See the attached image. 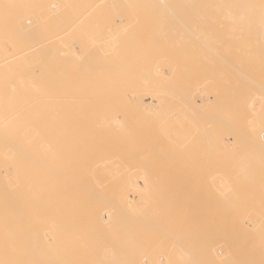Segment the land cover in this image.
Returning a JSON list of instances; mask_svg holds the SVG:
<instances>
[{"label": "rangeland", "instance_id": "1", "mask_svg": "<svg viewBox=\"0 0 264 264\" xmlns=\"http://www.w3.org/2000/svg\"><path fill=\"white\" fill-rule=\"evenodd\" d=\"M248 2H188L193 18L184 3L160 6V15L159 5L138 7L130 21L120 14L113 23L105 11L127 7L80 8L70 17L79 7L71 2L66 19L36 9L62 0H0V98L10 101L11 117H23L20 130L44 131L51 144L48 163L36 166L57 203L47 217L59 245L51 264H264V147L256 143L264 134V32L254 30L264 0ZM172 21L190 25L189 36ZM164 56H178L172 69ZM191 244L199 246L186 251Z\"/></svg>", "mask_w": 264, "mask_h": 264}, {"label": "bare ground", "instance_id": "2", "mask_svg": "<svg viewBox=\"0 0 264 264\" xmlns=\"http://www.w3.org/2000/svg\"><path fill=\"white\" fill-rule=\"evenodd\" d=\"M209 1V0H208ZM211 3L212 2H217V1H222V2H228V3H235V2H238L239 0H210ZM249 2L247 3L248 6H252V7H255L257 8L260 3H262V0H248ZM71 2H73L74 4H76L77 6H79L76 11L74 9V11H70L68 10V14H70L69 16L71 17L73 14H76L79 13L77 11H79V9H84L82 11H86V10H90L91 8H98V7H109L111 5H115V8H118L120 7L121 9L123 7H127L126 9L127 10H120V9H107L105 12L106 14L108 13V17H107V21L106 22H116V17L120 14H122V16H125L126 19L128 18L130 14V12H132L133 10H136L138 7H151V6H155V5H159V7L157 9L154 10V12H157V15H160V13L162 12H165L166 9L164 8H160V6L163 7V5H166V6H173V5H180V3H184L186 5H181L180 7H183L186 8V6H188L189 8H186V9H189V14L192 15V10L190 9V5H188V2H191V7H192V2H201V0H62V5H56V9L55 8H52V7H49V8H43L40 9L39 7L41 6H36L37 8V11L39 10V13L38 16L39 17H49V16H55L57 13H58V16L59 17H63V18H66L67 17L69 18V16H65L64 13L66 14V9L67 8H63V7H66L67 5L69 4H72ZM187 2V3H185ZM244 3V2H243ZM74 4L72 5L74 8ZM190 4V3H189ZM197 5V4H196ZM218 5V3H217ZM71 6V8H72ZM76 6V7H77ZM97 6V7H96ZM185 6V7H184ZM213 6V5H211ZM229 6V5H228ZM242 6V5H241ZM263 6V5H262ZM83 7V8H82ZM166 7V8H168ZM195 7V6H194ZM177 9L179 7H176ZM204 8V7H203ZM206 8V7H205ZM226 8V7H225ZM229 8V7H228ZM251 8V7H250ZM105 9V8H104ZM180 9V8H179ZM185 9V11H186ZM201 9V8H200ZM262 9V8H260ZM264 9V8H263ZM262 9V11H264ZM103 10V9H102ZM119 10V11H118ZM146 10V9H145ZM143 10V12L145 11ZM193 10H195L193 8ZM203 10V9H202ZM251 10V9H249ZM150 12L153 11V9H149ZM172 11V10H171ZM175 11V10H174ZM200 11V10H198ZM241 12L242 10H238V12ZM260 11V10H259ZM57 12V13H56ZM187 12V11H186ZM197 12V11H196ZM251 12V11H250ZM171 13V12H170ZM177 13L179 12H176V16L178 15ZM199 13V12H198ZM93 14V13H91ZM153 14V13H152ZM173 14V13H172ZM175 14V13H174ZM173 14V15H174ZM182 14V13H180ZM194 14V13H193ZM79 15V14H78ZM187 14H185V16H187ZM241 15V14H240ZM257 15V14H256ZM165 16V15H164ZM190 17V15H188ZM90 17V16H89ZM179 18H181V20L183 19L181 16H177ZM176 17V18H177ZM194 16L192 15V18ZM25 18V17H24ZM74 18V16H73ZM85 18V17H84ZM123 18V17H122ZM130 18H132V15L131 17L129 16V21H130ZM138 18V17H137ZM167 19H169L168 17H166ZM172 18V16H171ZM175 18V17H174ZM200 18V17H199ZM260 18H264V15ZM71 19V18H70ZM125 19V18H124ZM133 19V18H132ZM173 19V18H172ZM191 19V17H190ZM75 20V19H73ZM73 20L70 21L73 23ZM101 19L99 18V21ZM141 20V19H140ZM178 19H176L177 21ZM207 20V19H206ZM205 20V21H206ZM85 21H88L85 19ZM91 21V20H90ZM93 21V20H92ZM96 21V20H95ZM94 21V22H95ZM99 21H96L95 23L98 24ZM135 21V20H134ZM183 21V20H182ZM181 21V22H182ZM187 21V20H186ZM98 22V23H97ZM101 22V21H100ZM119 21H117L118 23ZM124 22V21H123ZM125 22H127L125 20ZM171 22V21H170ZM188 22V21H187ZM229 22V21H228ZM241 22V21H240ZM245 22V20H244ZM247 22V21H246ZM69 23V22H68ZM67 23V24H68ZM71 23V24H72ZM90 23V22H89ZM92 23V22H91ZM122 23V22H121ZM172 23H174V21H172ZM191 23V22H190ZM141 24V23H140ZM139 24V25H140ZM148 24V23H147ZM175 25H177V22L174 23ZM183 24H187L185 21L183 22ZM256 27L254 28L256 34H263L264 32V19H261L259 20L257 23H256ZM69 25V24H68ZM238 25V24H237ZM96 26V25H94ZM118 26H119V23H118ZM163 26V25H162ZM178 27H180L179 29H183L185 31H187V29H189L190 25H188L187 29L186 28H183L182 26V23L181 25H177ZM111 27V26H110ZM124 27V26H123ZM142 27V26H141ZM182 27V28H181ZM184 27H186V25H184ZM238 27V26H237ZM235 26V30L237 28ZM241 28V26H239ZM239 27L237 29H239ZM244 27V25H243ZM115 28V27H114ZM114 28H111V29H114ZM212 28V27H211ZM95 29V28H94ZM214 29V28H212ZM139 30V29H138ZM182 30V31H183ZM190 30H193L192 28H190ZM240 30V29H239ZM238 30V33H240ZM195 31V30H193ZM192 31V33H194ZM214 31V30H213ZM237 31V30H236ZM235 31V32H236ZM242 31V29H241ZM183 33V32H182ZM186 33V34H185ZM184 34L187 36L188 34V31L185 32ZM190 33V32H189ZM234 33V32H233ZM242 33L244 34V32L242 31ZM143 34V33H142ZM141 34V35H142ZM211 34V33H210ZM209 34V35H210ZM236 34V33H235ZM235 34H233L235 36ZM103 35V34H102ZM155 35V34H154ZM241 35V34H240ZM117 36H120L119 34ZM135 36V35H134ZM189 36V35H188ZM194 35H192L191 37H193ZM199 36H202L201 34ZM242 36V35H241ZM240 36V37H241ZM115 37V35H114ZM248 37V36H247ZM253 37V36H252ZM95 38V37H94ZM117 38V37H116ZM133 38V37H132ZM185 38V37H184ZM210 38V37H209ZM236 38V37H235ZM239 38V37H238ZM111 39V38H110ZM119 39V38H117ZM188 39L190 38H187V41ZM200 39V38H199ZM198 38H196V40H199ZM208 39V38H207ZM263 39V38H262ZM107 40V39H106ZM122 40V39H121ZM195 40V39H194ZM193 39H190V41H194ZM202 40V39H201ZM206 40V39H205ZM216 40V39H215ZM231 40V39H230ZM234 40V39H233ZM95 41V40H94ZM104 41V40H103ZM100 42V43H103ZM153 41V40H152ZM151 41V42H152ZM155 41V40H154ZM218 41V40H217ZM226 41V40H225ZM236 41V40H235ZM78 44L80 43L79 41H77ZM107 42V41H106ZM106 42H104L105 44H107ZM113 42V41H112ZM118 42V41H117ZM124 42V41H123ZM150 42V43H151ZM162 42V41H161ZM186 42V41H185ZM189 42V41H188ZM187 42V43H188ZM195 42V41H194ZM193 42V43H194ZM203 42V40H202ZM210 42V40H209ZM208 42V44H209ZM115 43V42H114ZM126 42L123 43V45L125 44ZM134 43V42H133ZM183 43V42H182ZM192 43V42H191ZM207 43V42H206ZM222 43V41H220V44ZM226 43V42H225ZM228 43V42H227ZM90 44V42H89ZM95 44V43H93ZM92 44V45H93ZM186 44V43H185ZM189 44V43H188ZM202 44V43H200ZM230 44V43H229ZM11 45V43H10ZM9 45V46H10ZM81 45V44H79ZM114 45V44H112ZM122 45V43H121ZM172 45V44H171ZM184 45V44H183ZM194 45V44H193ZM212 45V44H211ZM224 45V43L222 44ZM15 46V45H14ZM118 46H119V43H118ZM151 46V45H150ZM189 46V45H188ZM203 46V45H202ZM208 46V45H207ZM205 45V47H207ZM228 45H226L225 47H227ZM13 47V46H11ZM82 47V46H81ZM91 47V45H90ZM89 47V48H90ZM95 47V46H94ZM100 46L96 47V49H98ZM113 47V46H112ZM122 47V46H121ZM120 47V48H121ZM124 47V46H123ZM148 47V46H147ZM179 47V46H178ZM219 47V46H218ZM221 47V46H220ZM261 47V46H260ZM15 48H17L15 46ZM15 48H13V52L15 51ZM86 48V46L84 47ZM88 48V49H89ZM114 48V47H113ZM146 48V47H145ZM166 48V46L164 47ZM185 48V47H184ZM188 48V47H187ZM196 48V47H195ZM222 48V47H221ZM231 48V47H230ZM233 48V47H232ZM20 49V48H19ZM73 49V48H72ZM87 49V48H86ZM85 49V50H86ZM95 49V48H94ZM95 49V50H96ZM112 49V48H111ZM122 49V48H121ZM215 49V48H214ZM94 50V51H95ZM117 50V49H116ZM115 50V52L117 53V51ZM186 50V49H185ZM183 50V51H185ZM188 50V49H187ZM204 50V49H203ZM217 50V49H216ZM228 50V48H227ZM257 50H258V47H257ZM11 51V53H8V56L9 54H12L13 52ZM22 51V50H21ZM71 51V50H70ZM91 51V50H90ZM89 51V52H90ZM93 51V53H94ZM99 51V50H98ZM112 51V50H110ZM181 51H182V48H181ZM213 51V50H210V52ZM219 51V50H218ZM229 51V50H228ZM73 52V50H72ZM71 52V54H72ZM87 52V50H86ZM92 52V51H91ZM100 52V51H99ZM98 52V53H99ZM119 52V51H118ZM157 52V51H156ZM178 52V51H177ZM206 52H209V50L207 51L206 49ZM220 52V51H219ZM234 52V51H233ZM20 54L21 52L17 51V53L15 52V54ZM83 53V52H82ZM92 53V54H93ZM103 53V52H101ZM106 53V52H104ZM103 53V55H104ZM112 53V52H110ZM110 53H107L110 54ZM215 54V51L213 52ZM229 53V52H228ZM13 54V55H15ZM74 54V53H73ZM95 54V53H94ZM96 54H97V51H96ZM147 54V53H146ZM164 54V53H163ZM177 54V53H176ZM262 54H263V51H262ZM6 55V54H5ZM4 55V57H5ZM15 55V56H16ZM81 55V54H80ZM87 55V54H86ZM90 55V54H89ZM88 55V56H89ZM100 55V53H99ZM106 55V54H105ZM111 55V54H110ZM113 55V54H112ZM115 55V54H114ZM217 55V54H216ZM254 55V53H253ZM11 56V55H10ZM158 56V55H157ZM169 56V55H166V57ZM13 57V56H12ZM106 57V56H105ZM108 57V56H107ZM165 57V56H164ZM165 57V58H166ZM178 57V56H176ZM174 57V59L176 58ZM216 57V56H215ZM8 58V57H7ZM11 58V57H9ZM113 58V57H112ZM163 59L161 60L162 62L165 60V63L167 61V65L166 64H163L165 65V67H167V69L169 70L171 67L169 66L170 65V62L168 64V61H170L171 59L169 58V60L166 59ZM217 58L219 59L220 57L217 56ZM251 58V57H250ZM249 58V59H250ZM2 59V58H1ZM0 59V60H1ZM172 59V60H174ZM108 60V59H107ZM111 58H109V62H110ZM190 60V59H189ZM212 60V59H211ZM221 60V59H219ZM255 60V59H254ZM104 62V61H103ZM135 62V61H134ZM138 62V61H137ZM136 62V63H137ZM175 62V61H174ZM187 62V61H186ZM222 62V61H221ZM226 62V61H225ZM225 62H223V64H226ZM254 62V61H253ZM256 62V61H255ZM111 63V62H110ZM109 63V64H110ZM115 63V62H114ZM113 63V64H114ZM147 63V62H146ZM164 63V62H163ZM201 63V61H200ZM233 62H231V65H232ZM130 64V63H128ZM175 64V63H174ZM189 64L191 66V62L189 61ZM235 64V62H234ZM233 64V65H234ZM252 64V63H251ZM250 64V65H251ZM102 65V64H101ZM110 66V65H107V61L105 64H103V67L104 66ZM117 65V64H116ZM131 65V64H130ZM160 65V63H159ZM210 65V64H209ZM227 65V64H226ZM228 65H229V62H228ZM227 65V66H228ZM232 65V66H233ZM237 64H235L236 66ZM249 65V66H250ZM254 65V63H253ZM118 66V65H117ZM171 66H172V63H171ZM174 66V65H173ZM225 66V65H224ZM226 66V67H227ZM238 66V65H237ZM236 66V67H237ZM243 66V65H242ZM240 64H239V68L238 70L240 71L241 67ZM102 66H100L101 68ZM111 67V66H110ZM113 67V66H112ZM116 67V66H115ZM126 67V66H125ZM131 67V66H130ZM164 67V68H165ZM176 67V65H175ZM187 67V66H186ZM192 67V66H191ZM195 67V66H193ZM192 67V68H193ZM223 66H221L222 68ZM234 67V68H236ZM99 68V67H98ZM99 68V69H100ZM118 68H123V67H119ZM117 68V69H118ZM156 68V67H155ZM158 68V69H157ZM156 69L159 70V67H157ZM173 68V67H172ZM171 68V69H172ZM188 68V67H187ZM186 68V69H187ZM250 69H252L251 67H249ZM98 69V71L100 72V70ZM107 69V68H106ZM129 69V68H128ZM131 69V68H130ZM203 69V68H202ZM210 69V68H209ZM217 69V68H216ZM232 69V68H231ZM244 70H241L240 72L242 71H245V68L243 66ZM254 69V68H253ZM105 70V69H104ZM109 70V69H108ZM151 70V68H150ZM161 70V69H160ZM189 70H190V67H189ZM224 70V69H223ZM237 70V69H236ZM102 71V70H101ZM110 71V70H109ZM116 71V70H115ZM173 71V70H172ZM191 71V70H190ZM194 71V69H193ZM213 71V70H212ZM233 70H231L232 72ZM118 72V70H117ZM148 72V70H147ZM154 72V70H153ZM160 74L161 72L158 71ZM163 72V71H162ZM189 72V71H188ZM198 72V71H197ZM208 72V70H207ZM234 73L236 71H233ZM232 72V73H233ZM239 72V73H240ZM110 73V72H109ZM152 73V71H151ZM157 74V72H155ZM173 73V72H172ZM194 73V72H193ZM199 73V72H198ZM215 73V72H214ZM230 73V72H229ZM243 73V72H242ZM246 73H248V71L246 70L245 73L243 75H245ZM159 74V75H160ZM176 74V73H174ZM192 76V71L190 73ZM225 74V73H224ZM236 75L237 72L235 73ZM241 74V73H240ZM146 75V74H145ZM152 75V74H151ZM158 75V76H159ZM208 75H211V74H207ZM110 76V75H109ZM156 75V77H158ZM161 76V75H160ZM221 76V75H220ZM250 76V74L248 75ZM252 76V75H251ZM250 76V78H251ZM146 77V76H145ZM148 77V76H147ZM150 77V76H149ZM175 77V76H174ZM173 77V79H174ZM224 77V75H223ZM229 77V76H228ZM247 77V76H245ZM243 77V79L245 78ZM254 77V76H253ZM114 78V77H113ZM160 78V77H159ZM158 78V79H159ZM167 78V77H166ZM190 78V77H189ZM192 78V77H191ZM208 78V77H207ZM210 79L212 77H209ZM231 78V77H230ZM239 79L242 78L238 77ZM255 78V77H254ZM109 79V78H108ZM145 79V78H144ZM143 79V80H144ZM161 79V78H160ZM165 79V78H164ZM164 79H163V82H164ZM171 80V77L169 78ZM172 79V80H173ZM183 79V78H182ZM209 79V80H210ZM224 79V78H223ZM241 79V80H243ZM222 80V79H221ZM236 80V79H235ZM248 81V79H244V82L245 81ZM155 81V80H154ZM162 81V79H161ZM179 81V80H178ZM252 81H253V78H252ZM168 82V81H167ZM173 82V81H172ZM250 82V80L247 82V84ZM255 82V83H254ZM254 84H257L256 83V80L254 79ZM162 83V82H161ZM167 86V83L166 81L164 82ZM162 83V85L164 84ZM180 83V82H179ZM211 83V82H210ZM228 83V82H226ZM237 83V82H236ZM252 82L249 83V85H246V86H252L251 84ZM261 82L259 81V84ZM213 83H211L210 85H212ZM217 84V83H215ZM186 85V84H185ZM235 85V84H234ZM238 85V84H237ZM262 85V84H261ZM260 85V87H261ZM165 86V85H164ZM170 86V84H169ZM168 86V88H170ZM177 86V85H176ZM258 86V84H257ZM256 86V87H257ZM171 87L173 88V90L175 89V85ZM225 87V86H224ZM244 87V86H243ZM260 87H257V88H260ZM187 88V87H186ZM206 88V87H205ZM211 88V87H210ZM239 88V87H238ZM237 88V89H238ZM209 89V88H208ZM255 89V87H254ZM264 89V88H263ZM176 90V89H175ZM171 92V90H168ZM219 91V90H217ZM223 91V90H222ZM221 91V92H222ZM257 91V90H256ZM262 91V90H260ZM175 92V91H174ZM241 92V91H240ZM259 92V91H257ZM264 93V90L262 91ZM261 92V93H262ZM177 93V91L175 92ZM224 93V92H223ZM236 93V92H235ZM260 93V94H261ZM107 94V93H106ZM210 94V93H209ZM227 94V93H225ZM179 96H183V94H178ZM255 95V93H254ZM259 95V94H257ZM264 95V94H263ZM167 96V95H166ZM178 96V97H179ZM185 97V96H183ZM255 97V96H254ZM206 98V97H205ZM263 98V96H262ZM182 99V98H181ZM184 99V98H183ZM186 99V98H185ZM208 99V97H207ZM215 99V98H214ZM229 99V98H228ZM252 99V98H251ZM255 99V98H254ZM252 99V101L254 100ZM165 100V99H164ZM206 100V99H205ZM250 100V99H249ZM250 101V102H252ZM186 102V101H185ZM256 102V101H255ZM188 103V102H187ZM10 104V101L8 99H2L0 98V111H3L4 113L3 114H0V264H51V258H52V254H54L56 248H59L57 247L58 245V241H54L55 237H56V232H54V230L52 229V223L53 221L50 220L49 218L47 219V217L53 213V210H52V207H55L57 206V203L56 205L53 204V201H54V196H53V193L54 190H53V182L52 180L51 181H41L39 182L38 180V171L36 169V166L39 162H41L40 164H44V163H48V161H45L46 158V155H45V150H47L46 148H49L51 144H47L48 141L46 142L45 141V137H44V131L43 133H40L38 134V132L36 130H33L30 134H25V132H23L22 130H20V121L19 120H22L23 117L20 115H16L14 117H11L12 114H10L11 110H13V108L11 106H9ZM180 104V103H179ZM192 104V103H190ZM254 103H252L251 105H253ZM193 105V104H192ZM204 105V104H203ZM249 105V103H248ZM170 106V105H169ZM173 106V105H172ZM194 107V106H193ZM196 107V106H195ZM194 107V108H195ZM168 108V107H167ZM255 108V106H254ZM198 109V108H197ZM199 111H202L200 109H198ZM262 110V109H261ZM204 111V110H203ZM202 111V112H203ZM251 112V111H250ZM205 113V111H204ZM258 113V112H257ZM259 114H261V112H259ZM208 115V114H207ZM264 115V114H263ZM210 116V115H208ZM253 117V116H252ZM216 120V119H215ZM220 121V120H219ZM225 121V120H224ZM249 121V120H248ZM252 121V119H251ZM258 121V120H257ZM259 122V121H258ZM264 122V121H263ZM262 122V123H263ZM261 123V124H262ZM258 123H257V127H258ZM264 125V124H263ZM251 125H249L250 127ZM253 128V127H252ZM261 129V128H260ZM231 130V129H230ZM262 130V129H261ZM237 131V130H236ZM258 130L256 129V132ZM233 132V131H232ZM235 132V131H234ZM48 133V132H47ZM263 133V132H262ZM261 133V135H262ZM50 134V133H49ZM48 134V135H49ZM257 134V133H255ZM40 135V136H39ZM46 135V134H45ZM252 135V134H250ZM244 136V135H243ZM47 137V136H46ZM246 137V136H245ZM50 138V135L48 137V139ZM80 138V137H79ZM78 138V139H79ZM250 138V137H249ZM263 140H261V138H258L257 139V145L258 146H262L264 147V134H263ZM233 140H234V136H233ZM229 141V139H228ZM242 141V140H241ZM249 141V140H248ZM263 141V142H262ZM235 142V140H234ZM60 143V142H59ZM233 143V142H232ZM227 144H230V143H227ZM253 144V142L251 143ZM237 145V141L236 143L234 144V146ZM40 146V147H39ZM85 146V145H84ZM230 146V145H229ZM232 145V147H234ZM38 147L41 149L40 152L41 156H40V159H38L39 157V154L38 153ZM235 148V147H234ZM231 150H233L231 147H230ZM50 151V150H49ZM47 151V152H49ZM51 152V151H50ZM246 152V151H245ZM227 153V152H226ZM47 154H51V153H47ZM240 155V154H239ZM249 155V154H248ZM51 158V156L49 157ZM47 160V159H46ZM207 161V160H206ZM74 162V161H73ZM39 165V164H38ZM59 165V164H58ZM43 166V165H42ZM45 166V165H44ZM48 166V165H47ZM48 169V168H47ZM51 169V168H50ZM48 169V170H50ZM57 169H58V166H57ZM109 169V168H108ZM54 170H51V172H53ZM56 171V170H55ZM109 171V170H108ZM60 172V171H59ZM58 172V173H59ZM107 172V171H106ZM57 173V174H58ZM53 174L55 175V172H53ZM61 174V173H60ZM68 174V173H67ZM107 174V173H106ZM110 174V173H109ZM122 174V173H121ZM120 174V175H121ZM115 175V173H114ZM123 175V174H122ZM59 176V175H58ZM109 176V175H108ZM116 176V175H115ZM118 176V175H117ZM56 177V176H55ZM62 177V176H61ZM40 183V184H39ZM229 184V183H228ZM260 185V184H259ZM264 185V184H263ZM39 188L40 190L43 189L45 194H42L40 191H39ZM231 197V196H230ZM257 197V196H256ZM60 202V201H59ZM49 213H47V212ZM250 212V211H248ZM65 212H63L64 214ZM258 216V215H257ZM246 217V216H245ZM255 218V217H253ZM252 218V219H253ZM258 217H256L257 219ZM260 218V217H259ZM262 218V216H261ZM232 220V219H231ZM256 222V221H254ZM217 223V222H216ZM45 227V230L47 232H43L41 233V235L39 236L38 234V228L39 227ZM256 226V225H255ZM51 227V228H49ZM251 227V226H249ZM254 227V226H253ZM252 227V228H253ZM58 229V228H57ZM254 229V228H253ZM44 230V231H45ZM251 230V229H249ZM260 231V230H259ZM263 231V230H262ZM251 232V231H250ZM254 232V231H253ZM254 234V233H253ZM243 235V234H242ZM51 237V238H50ZM47 242V243H46ZM60 243V242H59ZM195 243V242H194ZM198 243V242H197ZM200 243V242H199ZM198 243V244H199ZM41 245V248L40 250L38 249V245ZM61 244V243H60ZM194 245V244H191V245H188L186 248V251H194L196 249V246H199V245ZM202 245V244H201ZM59 246V245H58ZM58 251V250H56ZM264 253V252H263ZM195 254V253H194ZM202 254V253H201ZM189 255V254H188ZM197 255V254H196ZM56 257V256H55ZM60 257V256H58ZM61 258V257H60ZM188 258H192L191 256H186L184 258L185 261L188 262ZM159 260H165L166 258L163 256V255H160L158 257ZM61 260V259H59ZM58 261V260H57ZM65 261V260H64ZM190 261V260H189ZM59 264V262H56V264ZM248 263V262H247ZM246 263V264H247ZM60 264H64V263H60ZM165 264H170V261L168 260H165Z\"/></svg>", "mask_w": 264, "mask_h": 264}]
</instances>
